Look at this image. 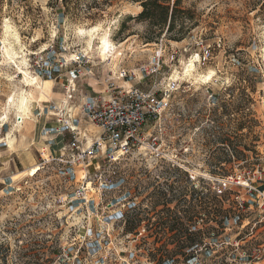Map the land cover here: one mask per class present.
<instances>
[{
	"label": "rangeland",
	"instance_id": "374dc122",
	"mask_svg": "<svg viewBox=\"0 0 264 264\" xmlns=\"http://www.w3.org/2000/svg\"><path fill=\"white\" fill-rule=\"evenodd\" d=\"M86 4L64 15L54 0H0V264H158L178 252L182 227L199 230L202 242L189 264H264V0H182L192 15L180 41L166 30L153 37L134 19L138 3L121 0L99 15ZM35 64H48L47 75ZM155 64L160 88L171 92L169 110L151 129L157 146L101 165L97 174L113 184L102 194L90 166L92 206L75 196L79 171L62 174L41 159L58 154L45 110L69 100L80 117L87 99L105 95L109 78L147 89L150 78L138 84L120 76ZM40 118L35 166L12 173L10 139ZM230 177L240 184L218 194ZM238 201L253 207L243 211Z\"/></svg>",
	"mask_w": 264,
	"mask_h": 264
},
{
	"label": "built area",
	"instance_id": "2783aa9c",
	"mask_svg": "<svg viewBox=\"0 0 264 264\" xmlns=\"http://www.w3.org/2000/svg\"><path fill=\"white\" fill-rule=\"evenodd\" d=\"M35 65L40 76L47 75L50 68L48 64ZM158 65H141L126 73L123 72L120 76L127 82L132 80L138 84L142 83L145 78H150L153 82L147 89H141L138 86H114V82L109 78L106 80L108 84L105 95L87 99L80 110V117H77L73 110L71 112L70 108L67 109L69 100L59 103L52 102L45 110L48 116L54 119L56 125L54 132L58 136L68 134L69 140L59 149L56 157L48 160L42 152L41 159L44 163L55 162L60 167L62 174L74 176L79 171L82 182L76 190L75 196H83L82 199H85L86 203L91 202L92 206L94 199L87 198V191H90L91 188H89L91 182L88 181L90 166H93L95 178H98L96 191L102 194L113 184L112 178H102L98 175L101 165L103 166L105 163L111 165L119 157L129 154L135 148H141L143 145L151 148L157 146L159 138L151 129L159 126L162 115L169 110L171 105L169 86L162 89L157 81ZM169 85L171 89L175 88L174 83ZM15 120L16 124L22 122L21 117H16ZM87 124L94 126L96 132L92 133L83 128L82 131L80 130V127ZM230 184L239 185L240 182L236 177L222 181L221 186L218 187V194L229 188ZM262 194L261 197L264 199ZM236 198L239 199V196ZM237 203L239 208L246 212L253 207V202L251 205L243 201Z\"/></svg>",
	"mask_w": 264,
	"mask_h": 264
},
{
	"label": "trees",
	"instance_id": "16d2710c",
	"mask_svg": "<svg viewBox=\"0 0 264 264\" xmlns=\"http://www.w3.org/2000/svg\"><path fill=\"white\" fill-rule=\"evenodd\" d=\"M59 2L63 8V14H74L78 11L82 1H86L87 4L84 7L85 11L89 15H92L89 11L96 9L95 15H99L105 9L115 2L121 0H54ZM132 3H138L141 7V11L134 18L140 22H147L148 31L153 35V37H159L164 30L166 33L174 32L172 40L180 41L183 39L185 31L184 20L190 19V10L182 9V0H127ZM94 15V14H93ZM192 15V14H191ZM91 17V16H90ZM179 20L178 29L176 28V20ZM152 37V36H151ZM150 42V40L148 41ZM134 230H127V232L132 233ZM177 236L180 235L181 239L178 241L180 243L178 252L176 254H166L165 256L158 260V264H189L191 259L194 257L193 253L197 250L198 246L202 242L198 241L199 230H192L191 228H181L178 229L176 233ZM209 235V234H208ZM210 237V236H208ZM209 239V238H208ZM187 251V252H186ZM182 258V261L178 259V256Z\"/></svg>",
	"mask_w": 264,
	"mask_h": 264
},
{
	"label": "crops",
	"instance_id": "0c3cea01",
	"mask_svg": "<svg viewBox=\"0 0 264 264\" xmlns=\"http://www.w3.org/2000/svg\"><path fill=\"white\" fill-rule=\"evenodd\" d=\"M33 118L35 119V117ZM34 119L23 122L22 127H24L26 131L23 136L14 135V138L10 139L12 151L10 152L11 156L8 157V162L12 168V173L15 172L14 168H16L17 165H19L20 168L28 169L29 167L35 166L36 164V155L34 153V149L41 144H39L40 141L38 137L40 126L44 122L42 119L44 118H40V122L38 124L35 122L37 119ZM65 138L66 137L64 136H59L56 140V145L51 147V149L56 150V154L65 144Z\"/></svg>",
	"mask_w": 264,
	"mask_h": 264
},
{
	"label": "bare ground",
	"instance_id": "6f19581e",
	"mask_svg": "<svg viewBox=\"0 0 264 264\" xmlns=\"http://www.w3.org/2000/svg\"><path fill=\"white\" fill-rule=\"evenodd\" d=\"M93 28H94V27H93ZM80 31H81V30H80ZM80 31H79V32H80ZM82 31H83V30H82ZM90 31H91V30H90ZM84 33H85V32H84ZM87 33H89V32H87ZM90 34H91V33H90ZM107 43H108V41H107V42H106V41H103V45H102V48H103V49H102V50H108V49H107ZM89 44H90V43H89ZM108 47H109V46H108ZM191 67H192V65H188V68L186 67V68H187V71H190V68H191ZM208 74H209V73H208ZM208 74H207V75H208ZM207 75L201 76V78H202V77H205V76H207ZM20 95H21V94H20ZM23 97H24V96H23ZM21 98H22V97H21ZM21 98H20V99H21ZM20 99H19V101H20V103H19V104H20L19 107L22 106L23 103L25 102L23 98H22L21 100H20ZM25 99H26V98H25ZM11 100H12V99H11ZM16 101H17V100H16ZM12 104H13V103H12ZM17 105H18V103H17ZM10 106H11V105H10ZM15 106H16V104H15ZM25 108H26V107H25ZM23 109H24V108H23ZM18 110H19V109H18ZM20 110H21V109H20ZM15 111H16V110H15ZM21 111L23 112V110H21ZM23 114H24V113H23ZM6 116H7V115H6Z\"/></svg>",
	"mask_w": 264,
	"mask_h": 264
},
{
	"label": "snow or ice",
	"instance_id": "6c2138e0",
	"mask_svg": "<svg viewBox=\"0 0 264 264\" xmlns=\"http://www.w3.org/2000/svg\"><path fill=\"white\" fill-rule=\"evenodd\" d=\"M95 31H97L96 28L91 29V32H95ZM81 35H84L83 31L81 32ZM71 59L76 60V59H78V57H75V56H74V57H71ZM194 59H196V58L194 57ZM214 75H215L214 72H209V74H208L207 76L203 77V80H204L205 82H207V81L210 80L211 77L214 76Z\"/></svg>",
	"mask_w": 264,
	"mask_h": 264
},
{
	"label": "flooded vegetation",
	"instance_id": "af4514ba",
	"mask_svg": "<svg viewBox=\"0 0 264 264\" xmlns=\"http://www.w3.org/2000/svg\"><path fill=\"white\" fill-rule=\"evenodd\" d=\"M162 204H163V206H162V207L164 208V207H165V201H163V203H162Z\"/></svg>",
	"mask_w": 264,
	"mask_h": 264
}]
</instances>
